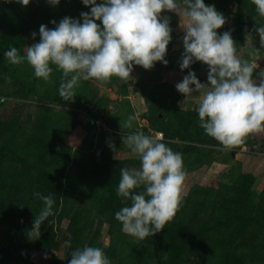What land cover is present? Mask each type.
I'll return each instance as SVG.
<instances>
[{
    "label": "rangeland",
    "instance_id": "1",
    "mask_svg": "<svg viewBox=\"0 0 264 264\" xmlns=\"http://www.w3.org/2000/svg\"><path fill=\"white\" fill-rule=\"evenodd\" d=\"M102 2L97 0L98 4ZM204 3L214 5L224 15L226 23L217 32H230L237 50L243 45L245 29L252 43L262 48L255 29L264 25V17L259 16L251 0H222L223 5L231 10L228 15L217 2L207 0ZM82 12H91V6H85L82 0H60L58 5H52L48 0H30L27 6L18 0H0V97L5 98L0 103V184L3 177H8V192L18 191L29 200L33 213L23 240L13 228V215L7 212L8 208L0 199V264H60L70 252L85 245L103 248L111 264H173L177 257L173 239L178 235V225L188 230L187 264H264V243L259 242L264 232V210L260 211L261 205L264 209V131L247 137L256 144L243 143L231 150L205 134L199 127L196 111L198 93L185 100L176 84L182 82L190 71L195 72L202 83H207L209 69L203 62L194 61L190 68L181 70L183 41H170L165 56L167 65L155 62L150 70L134 65L132 79L128 81L112 77L108 83L95 79L80 82V87L89 83L87 88L91 93L105 100V106L118 127H123L129 115L136 117L132 127L127 128L129 132L110 128L100 119L93 118L91 113L95 108L91 103L80 101L76 96L71 101L62 100L58 92L62 73L55 66L51 82L46 83L35 78L27 62L12 65L5 61L4 52L10 46L24 55L27 46L38 43L41 25L53 29L56 25L52 21L58 24L65 17L82 23ZM161 15L169 17L175 36L184 33V20L178 14L164 11ZM241 57L252 59L246 53ZM257 63L259 67L253 78L259 80L258 73L264 70V59ZM80 87L75 90L76 95ZM45 113H52L55 118L51 122H42ZM148 116L179 130L184 137L174 136L166 129H154L146 118ZM87 127L91 130L89 135ZM140 131L152 136L161 132L163 142L173 151L182 153L187 171L183 204L174 221L144 240L123 233L121 223L115 218V213L130 202L119 197L116 190L109 202L114 171L83 174L80 164L83 161L87 166L96 158L95 166L100 169L107 158L112 160L120 180L122 167L140 166L139 159L122 144V136ZM44 136H55L53 143L57 144L56 147L69 153L67 161L48 160L45 167L43 161L36 164L44 171L49 169L50 179L55 175L54 170L62 172L63 181L69 179L55 194L49 192L46 181H38L33 169H27L25 176L20 172L22 156L33 154L32 140L44 139ZM200 139L216 144L200 143ZM109 142L115 145L117 152L109 147ZM186 144L194 145V151H183ZM195 186L205 193L197 188H194L197 192H193ZM190 190L196 194H191ZM34 192L52 195L55 200L54 215L42 223L39 237L30 233L35 216L44 207L43 201L33 196ZM228 196L242 202L248 199L240 221L230 229L205 202L222 201ZM106 201L109 206L103 210ZM74 219L82 226L75 238L70 228ZM67 249L71 251L67 253Z\"/></svg>",
    "mask_w": 264,
    "mask_h": 264
},
{
    "label": "clouds",
    "instance_id": "2",
    "mask_svg": "<svg viewBox=\"0 0 264 264\" xmlns=\"http://www.w3.org/2000/svg\"><path fill=\"white\" fill-rule=\"evenodd\" d=\"M24 6L30 0H18ZM58 5L60 0H48ZM91 6L80 20L65 17L55 28H39L40 41L27 46L21 55L16 47L4 52L12 65L27 64L34 76L51 82L53 66L62 73L59 97L71 101L81 81L95 79L108 83L112 77L132 79L135 66L145 70L155 62L167 65V47L172 39L170 20L162 12H174L184 20L180 68L188 69L194 61L208 66L207 83L189 72L176 89L185 100L198 93L196 111L199 127L225 149L245 143L247 137L264 131V70L259 80L253 78L260 56L242 58L230 32L218 34L224 15L204 0H82ZM256 12L264 17V0H251ZM96 21H100L98 24ZM264 48V25L257 27ZM36 33H32L35 38ZM194 86V87H193ZM5 98L0 97V103ZM135 116L129 115L123 127L131 128ZM122 144L140 161L139 168L122 167L116 193L126 203L115 213L126 235L144 240L161 232L183 204V185L187 177L183 155L163 142V134L131 132L122 136ZM109 147L117 152L115 145ZM139 190V191H137ZM44 207L35 216L32 235L40 236V227L54 215L52 195L34 192ZM68 264H111L103 248L87 246L71 252Z\"/></svg>",
    "mask_w": 264,
    "mask_h": 264
},
{
    "label": "trees",
    "instance_id": "3",
    "mask_svg": "<svg viewBox=\"0 0 264 264\" xmlns=\"http://www.w3.org/2000/svg\"><path fill=\"white\" fill-rule=\"evenodd\" d=\"M207 1V0H204ZM211 3L213 2H217L222 10L224 11V13H226L227 15L229 13H231V10L228 9L226 7V5H223L222 0H209ZM239 8V6L237 7ZM242 17L241 15L238 16V20L239 23H241ZM87 85H89V83H87ZM87 85H81L80 89L78 90V93L76 95L77 99L80 101H84V102H88L91 103L95 110L91 113L92 117L95 119H100L101 121H103L108 127L113 128V129H122L124 132H129V129L125 128V127H118L115 122H114V116H112L110 114V112L108 111V109L105 106V100L101 97H97L94 94L91 93V89L87 88ZM82 88V90H81ZM139 88V87H138ZM89 89V90H88ZM126 89V87H125ZM55 116H52V113H45V118H41L42 122H51L52 119H54ZM149 121L151 126L154 129L157 130H162L164 131L165 129L168 131H171V133L174 136H177L179 138H183L184 136L181 134V132L177 129H173L171 128V126H169L168 124L164 123V122H160L159 119H152V117L148 116L146 117ZM68 123V122H67ZM67 129L70 130V126L67 125L66 127ZM90 128L87 127V134L89 135L90 133ZM55 137V136H54ZM54 137L50 138V137H45L43 138H36V140H32V150H33V154L29 157V154H26L22 156L21 158V163H20V172H21V176H25L26 170L29 171L30 169L34 170L35 176L39 177L38 181L42 182V181H46L47 186H49V192L52 194H55V192L60 189L61 187L64 186L65 183H67L69 181V179H65L63 181V179L61 178L62 172L57 170H54L55 175L53 176V178H49L48 175V170L44 171L43 169H40L36 166L37 162L40 163L43 161V167L47 166L48 160H62V161H67L68 152H65L63 149L57 148L56 145L53 143V139ZM164 140V139H163ZM200 143H206V144H216L215 141H208V139H200L199 140ZM212 142V143H211ZM256 144L255 141L252 140H247L245 141V144L248 145H253ZM264 145V144H263ZM194 145L191 144H186L183 145L182 150L185 152H190V151H194ZM101 150V149H100ZM29 153V152H28ZM32 158V161L29 159ZM96 158H94L92 160V162L87 163V166L83 165V161L80 162L81 164V173H87V172H98V171H102L105 172L108 169H111L114 171L115 173V178L113 179L112 182V189L110 191V195H109V202H111L110 199H112L113 197V193L114 191L117 189L118 187V177H117V170L112 162V160L108 161V159L106 158L105 162L103 163V166L100 169H97L95 166V162H96ZM67 163V162H65ZM60 174V176H59ZM43 175V176H42ZM9 181L10 179L8 177H3V182L2 184H0V199H2V204L4 203V205L6 206V208H8L9 213H11L13 215V228L18 231L21 234V239L25 240V235L27 233L28 230V226H29V221L31 218V215L33 214L31 211V204L29 202V200L25 199L24 197H22L19 193L17 192H13L10 194V192H8L9 188ZM39 183V182H38ZM194 188H197V190L205 193L204 191L200 190V187H193L191 190L193 192H197V190L194 191ZM191 194H196L191 192ZM198 191V192H199ZM208 194V192H207ZM243 195V194H241ZM12 197V198H10ZM248 201V199L246 200V202ZM109 202L106 201L103 203L102 205V209L105 210L106 207H108ZM205 202L207 204H209L210 206H212L215 210L216 215H218L219 219H221L225 225L227 226L228 229L232 228L235 226V224L237 222L240 221V214L245 210V205L246 202H242V201H238L235 197H230L228 196L226 199H223L222 201H215L213 200L211 202V200H205ZM247 206V205H246ZM262 206V205H261ZM260 206V211L264 210L262 207ZM175 218V217H174ZM174 218L172 219V221H174ZM179 224V223H178ZM72 229V233L74 234V238L77 236L78 231L82 229L81 223L80 221L77 220H72L71 223V227ZM177 233L176 236H174V241H173V248H175L177 257L174 259L173 264H187L188 263V251L186 252V250L189 249V237H188V230L185 228H182L180 225L177 226ZM235 238V237H234ZM233 238V240H234ZM239 238V236L237 237ZM232 240V242H233ZM71 251V249H67V253H69ZM186 252V253H185ZM183 253V255H182ZM71 252L66 256L65 260H63V262H61L60 264H68V261L71 259ZM6 256V255H5ZM7 258V256H6Z\"/></svg>",
    "mask_w": 264,
    "mask_h": 264
},
{
    "label": "water",
    "instance_id": "4",
    "mask_svg": "<svg viewBox=\"0 0 264 264\" xmlns=\"http://www.w3.org/2000/svg\"><path fill=\"white\" fill-rule=\"evenodd\" d=\"M171 36L172 39L171 41H178V42H182L183 41V37H184V33L179 35V36H175L173 34V32H171ZM238 55H242V54H248L252 59H254L255 56H260V58L258 59V61H261L264 59V50L262 48H257L255 46V44L252 43L251 38L249 37V33L248 30L245 29L244 33H243V45H241L239 47V49L237 50ZM129 168H131L130 166H127ZM259 242H263L264 243V232L261 233L260 238H259Z\"/></svg>",
    "mask_w": 264,
    "mask_h": 264
},
{
    "label": "built area",
    "instance_id": "5",
    "mask_svg": "<svg viewBox=\"0 0 264 264\" xmlns=\"http://www.w3.org/2000/svg\"><path fill=\"white\" fill-rule=\"evenodd\" d=\"M157 134H162L161 132H158Z\"/></svg>",
    "mask_w": 264,
    "mask_h": 264
}]
</instances>
